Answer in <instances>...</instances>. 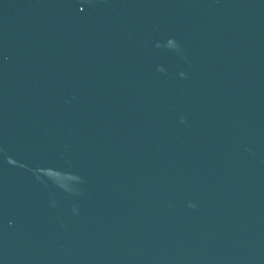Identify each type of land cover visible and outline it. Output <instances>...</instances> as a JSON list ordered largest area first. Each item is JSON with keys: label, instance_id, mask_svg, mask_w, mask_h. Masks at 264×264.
<instances>
[{"label": "water", "instance_id": "water-1", "mask_svg": "<svg viewBox=\"0 0 264 264\" xmlns=\"http://www.w3.org/2000/svg\"><path fill=\"white\" fill-rule=\"evenodd\" d=\"M0 264H264V0H0Z\"/></svg>", "mask_w": 264, "mask_h": 264}]
</instances>
